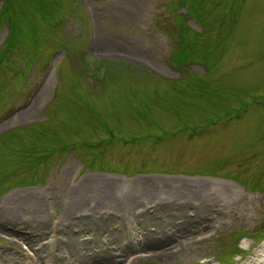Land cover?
Wrapping results in <instances>:
<instances>
[{"label": "rangeland", "instance_id": "obj_1", "mask_svg": "<svg viewBox=\"0 0 264 264\" xmlns=\"http://www.w3.org/2000/svg\"><path fill=\"white\" fill-rule=\"evenodd\" d=\"M189 1L0 0L2 256L264 264V0Z\"/></svg>", "mask_w": 264, "mask_h": 264}, {"label": "bare ground", "instance_id": "obj_2", "mask_svg": "<svg viewBox=\"0 0 264 264\" xmlns=\"http://www.w3.org/2000/svg\"><path fill=\"white\" fill-rule=\"evenodd\" d=\"M61 90V89H60ZM68 93V90H67V88H64V90H63V96L64 95H66ZM26 114L27 113H24V114H19V117L21 118V120L23 119V115H25L26 116ZM81 181H83V183H87V182H89V183H91V180H90V178L89 177H83V179L81 180ZM100 181V180H99ZM103 182V181H102ZM113 183V182H112ZM116 203H118V205H116ZM121 203V200L117 197V198H115V200H113L112 201V205H113V207L112 208H114V209H112V210H110L112 213H116V212H120V211H124L125 210V207L124 206H120L119 204ZM205 203V202H204ZM162 208L163 207H161V210H162ZM191 209H192V207H191ZM194 210V209H193ZM145 212H148V213H150V214H152L153 212H154V208L152 207V208H150V209H146L145 210ZM109 213V212H108ZM155 213V212H154ZM200 216V215H199ZM3 219H1V221H2ZM67 224V223H66ZM13 225H15L16 226V224H13ZM37 225H39L37 228H41V227H43L44 226V228L42 229V230H38V231H36V233H39V232H43L44 231V229L46 228V225H43V224H41V222H39L37 219L36 220H34V226H37ZM42 225V226H41ZM62 227H64V223L63 224H61V227H60V229L62 230ZM56 229H57V227L56 228H50V235H49V237H50V242L52 241H54V242H59L60 241V243L63 245V247H62V249L63 250H67V253H69L70 255H69V257H70V259L72 260V261H74V259L77 261V260H79L78 262L79 263H82V262H84V264H90V262L91 263H94V261L93 260H95V259H98V261L100 262V264L101 263H103L104 262V260H102L104 257L102 256V255H99V254H97L96 253V255H92V256H90L89 254H86L84 251H83V248H84V242H82L81 240H79V239H77L76 237H73V238H71L70 239V237H68L69 235H71L70 233L71 232H69L70 231V229H69V226H68V228L66 229V233H64L63 234V236H64V238L65 239H61V238H59V237H57L56 235H55V233H56ZM204 229V228H203ZM202 229V230H203ZM59 234H60V231L58 232ZM65 234H67L68 236L66 237V235ZM55 238V239H54ZM66 238H68V239H66ZM52 239V240H51ZM68 240H70V241H68ZM64 241V242H63ZM53 242V243H54ZM63 242V243H62ZM68 243V244H67ZM117 243V242H116ZM182 242H180L178 245H180ZM76 245V248L74 247ZM32 249H33V247H31ZM172 250H176V248H173ZM39 251L40 252H42L43 254H39V258H41V259H43V257L45 256V255H47V254H45L46 253V251L47 250H44L43 248H42V246L39 244ZM168 251H170V250H168ZM263 251H264V249H263ZM17 253H21V250H20V248H18V250L16 251ZM179 252H175V251H171V252H163V253H161L160 254V256H162L163 258L165 257L166 259H168V261L170 260V257H177V254H178ZM4 256H2L1 254H0V256H1V258L2 259H4V260H6V261H8L9 262V264H43L44 263V260H42V262H40V263H36V262H34V260H32V261H30V262H24V263H21V261H20V259H19V255H14V254H11V252H9V251H5L4 252ZM258 254H259V251H258V253H257V255H255V257L254 258H257V259H259V257H258ZM29 256V255H28ZM30 258H32L31 256H29ZM33 259H35V258H33ZM81 259V260H80ZM176 259V258H175ZM253 259V258H252ZM86 260V261H85ZM256 260V259H255ZM37 261V260H36ZM87 261H89V262H87ZM85 262H87V263H85ZM257 262H260V260H257ZM62 263L64 264V262L62 261ZM78 263V264H79ZM207 263V261H204V262H201V264H206ZM256 263V261H254V259H253V264H255ZM65 264H67V263H65ZM95 264V263H94ZM241 264H247L245 261H244V263H241Z\"/></svg>", "mask_w": 264, "mask_h": 264}, {"label": "trees", "instance_id": "obj_3", "mask_svg": "<svg viewBox=\"0 0 264 264\" xmlns=\"http://www.w3.org/2000/svg\"><path fill=\"white\" fill-rule=\"evenodd\" d=\"M185 18L183 16V19H185ZM186 19H188V18H186ZM180 28H181L180 32L182 34H184V35H189L190 34V31H192L191 29L187 28V26H184V25L180 26ZM189 46H191V41H189V42L187 41V47H189Z\"/></svg>", "mask_w": 264, "mask_h": 264}]
</instances>
